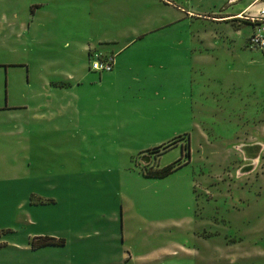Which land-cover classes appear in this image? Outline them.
<instances>
[{
	"label": "rangeland",
	"instance_id": "374dc122",
	"mask_svg": "<svg viewBox=\"0 0 264 264\" xmlns=\"http://www.w3.org/2000/svg\"><path fill=\"white\" fill-rule=\"evenodd\" d=\"M130 1H125L130 11L131 6L137 7L141 3L138 0L132 3ZM250 1L253 0H241L236 4L243 5ZM176 4L187 10L192 7V3L186 0H177ZM258 4L264 8V0H259ZM20 5L21 19L27 18L29 11L26 3L21 1ZM36 8L37 5L32 10ZM146 8L148 6L143 3L134 12L139 14ZM49 10L57 12L59 25L63 26L62 31L65 32L77 34L82 31L96 37L100 30L111 29L107 9L97 2L76 4L63 1L50 6ZM120 14L124 18L127 13L123 10ZM70 18H73V25L69 29L65 22ZM214 21L191 16L183 26L193 27L200 30V33L202 30H219L222 39L219 43L223 47L229 44L226 43L227 30L240 28L243 35L236 38V46L237 49H243L245 39L251 31L250 26L231 22L227 29L223 24H214ZM62 31L59 35L60 42L63 40ZM30 32L34 36L35 30L30 29ZM13 46L15 45L10 48ZM21 48L26 49L23 60L32 56V38L22 37ZM246 48H249L247 43ZM236 55V60L243 61L242 52ZM213 56L216 59L218 54L214 53ZM261 56L262 67L255 70L260 82L252 81L254 84H250L251 78L247 73L248 70H253L246 64V85L243 88L246 89V99L263 105L261 115L253 111L258 110L257 104L252 103L247 107L249 110L243 119L246 122L245 142L240 144L247 145L246 156L224 140L232 134L230 120H236L237 117L231 116L232 113H221L211 116L213 120L206 122L207 115L202 104L196 105L194 116L198 126L205 130L203 132L193 131L186 121L187 113L177 115V109L173 107L169 108L166 117L161 116L162 113L154 114L155 120L162 124L160 128L150 130V125L147 124L150 120L147 117L136 127L132 125L131 132L125 131L124 126H119V121L130 125L131 120L123 117L126 109L116 99L124 87L119 88L116 79H104L105 76L114 74L116 67L112 72L105 73L88 69L91 75H95L96 82L90 85V81H87L83 86L84 93L92 95L85 94L81 103H77L81 106L78 111L82 115L79 113L74 114L71 119H59L58 131L41 132L42 141L38 138L37 144H33L36 156L39 162L42 160L41 166L47 172L33 173L32 180L35 174L37 187L40 188L38 190L45 191L46 185L42 183L51 178L54 190L50 197L57 202L55 205L38 208L41 220H36L41 228L37 231L48 230L54 221L57 224L60 214V219L73 227L69 228L72 231L70 235L75 232V236L105 237L109 229L101 228L100 223L116 214L121 215L125 239L122 248L132 252L134 257L128 264H264V56ZM8 59L21 61V54L17 53L14 57L11 51ZM8 59L4 54L1 61L6 62ZM220 60L231 61L232 58L224 56ZM244 61H247L246 57ZM85 62L86 66L91 65L89 57L84 64ZM7 65L16 73L14 77L18 81L7 92L8 105L14 108L33 106L34 80L31 79L32 84L22 94L19 75L24 68H17L12 62ZM243 67L241 72L245 70ZM209 71L213 73V77L220 74L217 67H212ZM100 75L102 78H99ZM201 80L203 77L197 83ZM241 87V84H237V90L230 93L240 94ZM221 88V84L209 83V87L203 88L201 94H207L209 101L222 97L225 92L229 93ZM0 89L2 90V82ZM87 99L89 100L85 102ZM1 102L5 104L4 94ZM153 113L157 111L153 110ZM144 115H147V111ZM177 116L182 117L177 119ZM259 120L260 123H257ZM16 121H21V116ZM255 122L257 125L254 130ZM139 126L138 131H133ZM1 134L0 246L4 247L0 248V264H23L22 255H25L24 264H33L35 260L21 251V245L32 241L33 238L29 240L27 236L35 229L23 224L22 213L28 208L22 210V201L27 200V196L21 189V169H16V165L12 164L15 158H21V144L23 146L25 143L21 142L19 135L3 138L2 135L5 134ZM174 138L179 140L176 144L172 143ZM3 139L10 143L2 144ZM164 142L167 143L150 149L152 144ZM253 143L257 146L250 148ZM148 149L150 150L134 161L129 160L133 154L136 157L142 150ZM159 161L169 163L177 170L164 179H145L135 171H159L162 169L158 168ZM38 177H41L40 181ZM28 198L30 201L31 197ZM56 216L57 219L54 218ZM94 223L96 224L91 226ZM86 224L89 227H81ZM116 234H119L118 230ZM34 241L36 240L32 242ZM75 249L77 248L72 251ZM84 252L87 257L81 255L80 261L84 258L85 263L93 250ZM97 263L102 264L101 261Z\"/></svg>",
	"mask_w": 264,
	"mask_h": 264
},
{
	"label": "crops",
	"instance_id": "0c3cea01",
	"mask_svg": "<svg viewBox=\"0 0 264 264\" xmlns=\"http://www.w3.org/2000/svg\"><path fill=\"white\" fill-rule=\"evenodd\" d=\"M21 1L26 3V8L29 11V16L23 19H21ZM63 1L76 4L94 2L101 4L108 11L109 16L107 17L110 20L108 23L111 29L100 30L96 37H91L82 31L77 34L62 31L63 26L59 25L57 12H52L49 9L50 6ZM125 1L128 0H0V51H2L0 52V83L2 82L0 134H5V136L1 134L3 138L19 135L21 142L25 143L23 146L21 144V158L16 160L14 156L15 161L12 164L16 165V169H21V189L27 196V200L22 201V210L28 208L22 213L23 224L35 229L29 232L27 237L29 240L33 238L32 241L36 240V242L44 238L61 241V244H48L37 249L32 247V241L21 245V251L28 253L35 260L33 264H101L97 261H101L102 264H124L125 261V264H128L134 258L132 252L122 248L125 239L123 238L121 215L117 216L114 213V215L111 214V218L100 223L101 228L109 229L108 235H104L105 237L75 236V232L70 235L72 231L69 228L73 227H69L67 223L63 222L60 219V214H58L59 222L57 224L54 221L48 230L37 231L41 228L36 220L41 217L38 215V208L55 205L57 202L50 197L54 190L51 178L47 180L48 182L42 183L46 185L45 191L38 190L40 188L37 187L35 174H43L47 171L41 166L42 160L40 159L39 162L33 144H37L41 132L58 131L59 119H71L74 114L79 113L82 115L78 111L81 106L77 103H81L85 94H88L84 93L83 86L87 81H90V85L96 82L95 75H91V72L88 71L90 65L86 66V62L84 64L91 53L116 56L115 73L109 76L104 75V79L107 78L110 81L116 79V85L119 88L124 87L116 99H118L117 103L126 109L123 117H128L131 120L130 125L122 124L121 120L120 123L118 122L121 124L119 126L125 127V131L131 132L132 125L136 127L147 117L150 120L147 123L150 125V130L160 128L162 124L155 120L154 114L162 113L161 116L166 117L169 108L173 107L177 109V115H182V112L187 113L186 121L193 131L203 132L205 130L198 126L194 116L196 105L202 104L201 107L207 115L206 122L213 120L211 116L221 113L224 115L232 113L231 116L237 117L236 120H230L232 134L224 140L229 142L230 147L235 146V149L238 148L242 155L246 156L247 145L240 146V144L245 142L246 122L243 119L249 110L247 107L252 103L257 104L258 110L253 109L254 113L258 115L263 113V105L257 101H247L246 89H243L246 85V64L253 70V72L248 70L247 73L251 78L250 84L260 82V78L255 75V70L262 67L261 60L263 58L261 55L264 56V54L246 48L248 38L253 33V25L247 20V17L257 15L261 9H264L258 4L259 0H253L243 5L236 4L241 0H186V2L192 3L191 10L177 7V0H138L141 3L137 7L131 6L132 11L126 6ZM133 1L135 0H131L130 3ZM143 3L149 9L146 8L139 14L134 12ZM35 5L38 8L32 13L31 10ZM123 10L124 13H127L124 18L120 14ZM191 16L207 21L215 20L214 24H223L227 29L231 22L245 23L244 25L251 27V31L245 39L243 49H237L236 38H239L243 33L240 28H230L226 34L228 39L226 43L229 42V44L223 47L219 43V40L222 41L219 30H202L200 33V30H195L193 27L183 26L185 20L188 21ZM72 19L66 20L67 28L73 25ZM30 29L35 30L34 36ZM222 29L221 31H223ZM61 31L63 40L60 42ZM24 36L31 37L33 43V55L25 58L26 60H23L26 46L21 48V38ZM223 43H225L224 40ZM11 45L15 46L10 48ZM11 51L14 57L17 53L21 54V61H10L8 57ZM240 52L247 61H244L243 58V61L235 59L238 58L236 53ZM214 53L218 54L216 59L213 56ZM4 54L8 59L6 62L1 61ZM224 56L227 59L231 57L232 60L219 61ZM11 62L16 64L17 68L18 66L24 68L19 75L22 94L27 92L32 84L31 79L34 80L33 106L22 105L14 108L8 105L7 92L18 83L14 77L16 73L12 71L13 69L10 70L7 65ZM242 66H244V72L240 70ZM212 67L219 69L220 74L217 77H213V73L209 71ZM213 72H215L214 69ZM200 77H203V80L197 83ZM99 78H102L101 75ZM214 82L221 84V90L223 91L225 88L229 93L236 91L237 84L238 86L241 84L242 92L240 94L225 92L222 97L218 96L216 99L208 101L207 94L203 95L201 92L209 87V83ZM3 94L5 104L1 102ZM90 95L92 94H88V96ZM153 110H156L157 113H153ZM145 111H147L146 116L144 115ZM19 116H21V121L17 122ZM181 117L177 116V119H181ZM257 123H260V120ZM256 125L255 122L254 130ZM140 126L133 131H138ZM39 141H42L41 138ZM6 143L9 144L10 141L3 139L2 144ZM166 143L152 144L150 149L158 148ZM256 146L253 143L250 148ZM150 149L140 150L141 152L136 157L133 154L129 160L134 161ZM168 165L169 163L164 164L159 161L158 168L163 169ZM135 171L144 177L140 170ZM33 173H35L34 180H32ZM48 174L51 175L50 172ZM38 179L40 181L41 177ZM28 197H31L30 201ZM58 216L54 218L57 219ZM119 223L120 226H118ZM95 224H91V226ZM81 227H89V225ZM117 230L119 231L118 235L116 234ZM2 247L4 246L0 248ZM73 248L77 249L72 251ZM84 250H93L85 263L84 258L87 257V254ZM81 255L84 258L80 261ZM24 256L22 255L21 260L23 264ZM36 260L42 262H36Z\"/></svg>",
	"mask_w": 264,
	"mask_h": 264
},
{
	"label": "built area",
	"instance_id": "2783aa9c",
	"mask_svg": "<svg viewBox=\"0 0 264 264\" xmlns=\"http://www.w3.org/2000/svg\"><path fill=\"white\" fill-rule=\"evenodd\" d=\"M247 20L253 25V33L247 41L249 49L264 52V9H261L257 15L248 16ZM89 58L91 71L112 72L116 67L115 55L91 53Z\"/></svg>",
	"mask_w": 264,
	"mask_h": 264
},
{
	"label": "trees",
	"instance_id": "16d2710c",
	"mask_svg": "<svg viewBox=\"0 0 264 264\" xmlns=\"http://www.w3.org/2000/svg\"><path fill=\"white\" fill-rule=\"evenodd\" d=\"M32 13H33V10H32ZM179 140L174 139L173 140V144H176ZM176 167L173 166V165H169L163 169H160L159 171H156V172H153L151 173L150 171H145L143 172V176L146 177V178H152V179H164V178H167L168 176H170L171 174H173V172H175ZM55 243H59L61 244V241H55L54 239H49V238H44L42 240H39V241H34L33 244H32V247L34 249H37V248H40L42 246H45V245H48V244H55ZM1 247V246H0Z\"/></svg>",
	"mask_w": 264,
	"mask_h": 264
},
{
	"label": "water",
	"instance_id": "95a60500",
	"mask_svg": "<svg viewBox=\"0 0 264 264\" xmlns=\"http://www.w3.org/2000/svg\"><path fill=\"white\" fill-rule=\"evenodd\" d=\"M235 1V0H234Z\"/></svg>",
	"mask_w": 264,
	"mask_h": 264
}]
</instances>
